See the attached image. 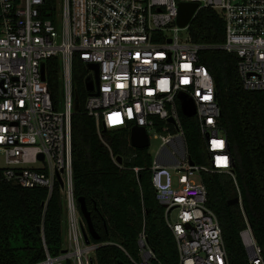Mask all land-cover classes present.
Returning a JSON list of instances; mask_svg holds the SVG:
<instances>
[{"label":"built area","instance_id":"built-area-1","mask_svg":"<svg viewBox=\"0 0 264 264\" xmlns=\"http://www.w3.org/2000/svg\"><path fill=\"white\" fill-rule=\"evenodd\" d=\"M198 4L225 23L220 45L194 43L179 27V4ZM193 18V20H194ZM187 32V36L183 35ZM236 54L247 91L264 93V0H0V180L23 188H59L68 212L67 246L35 264H91L105 243H86L75 197L72 143L73 61L99 65V86L85 112L103 132L144 127L162 144L150 170L158 201L179 251V264H230L217 214L208 207L202 172L235 179L215 79L202 63L205 51ZM60 57L62 101L56 109L42 66ZM46 72V71H45ZM88 75V76H89ZM46 76V73H45ZM98 93V94H97ZM195 104L210 166L191 165L180 96ZM114 158L116 164L120 165ZM1 161L3 164H1ZM141 168H135L138 173ZM238 204L247 220L238 189ZM250 264H264L251 225L241 233ZM139 259L163 264L143 231ZM97 264V262H96Z\"/></svg>","mask_w":264,"mask_h":264},{"label":"trees","instance_id":"trees-1","mask_svg":"<svg viewBox=\"0 0 264 264\" xmlns=\"http://www.w3.org/2000/svg\"><path fill=\"white\" fill-rule=\"evenodd\" d=\"M194 43L220 45L226 40L225 23L212 9H202L189 26ZM202 63L212 73L222 110L220 125L226 131L235 179L227 173L202 172L208 190V207L218 216L230 264H250L241 233L247 220L262 249L264 259V93L244 89L238 73V57L225 51H205ZM86 64L76 54L73 61L74 93L81 110L72 116L75 197L86 199L96 231L105 243L96 252L97 264H132L139 259L138 239L144 231L148 244L163 264H179L172 230L165 220V207L152 183L149 149H135L129 130L103 132L85 112L89 92ZM46 80L56 109L62 101L60 57L46 61ZM191 160L210 166L209 153L195 117L181 112ZM122 157L118 165L114 158ZM135 168H141L136 173ZM2 169L0 168V177ZM243 198L245 216L239 204ZM63 198L58 187L52 197L44 188L28 189L0 180V264H35L46 251L56 257L64 250ZM66 264H72L68 261Z\"/></svg>","mask_w":264,"mask_h":264},{"label":"water","instance_id":"water-1","mask_svg":"<svg viewBox=\"0 0 264 264\" xmlns=\"http://www.w3.org/2000/svg\"><path fill=\"white\" fill-rule=\"evenodd\" d=\"M198 4L193 2H184L179 4V16L177 19V24L181 28L188 27L194 18V15L197 11ZM89 69L94 71V75L91 74L85 79V86L86 89L90 92V95H94V91L96 88H98L100 80H99V65L90 63L88 65ZM46 66L43 64L42 66V76L43 80L46 79L45 72ZM98 94V93H97ZM181 100V108L182 113L184 116L192 118L194 117L196 113L195 104L192 99H188L186 95L180 96ZM74 109L75 111H80V100L78 93H75V100H74ZM130 144L135 149H147L150 146V138L148 135L147 130L144 127L134 126L130 133ZM117 162L119 164L123 163V158L118 157ZM191 165H194V162L191 161ZM239 201L238 197L233 198L230 200L229 204H237ZM78 204L80 208V213L83 217L84 223L82 224V231L84 238L86 240L87 244H90L92 240H100L101 236L96 231L91 212L89 211L86 199L84 197H81L78 199ZM91 264H96L93 256H91ZM120 264H126L124 262H121Z\"/></svg>","mask_w":264,"mask_h":264},{"label":"rangeland","instance_id":"rangeland-1","mask_svg":"<svg viewBox=\"0 0 264 264\" xmlns=\"http://www.w3.org/2000/svg\"><path fill=\"white\" fill-rule=\"evenodd\" d=\"M184 36H187V32H183ZM162 144L161 137L158 133H151L150 134V146H149V153L150 155L155 158L160 150ZM1 164L3 162L1 161ZM63 240H64V248L67 246V234H68V212L66 203L63 202Z\"/></svg>","mask_w":264,"mask_h":264},{"label":"bare ground","instance_id":"bare-ground-1","mask_svg":"<svg viewBox=\"0 0 264 264\" xmlns=\"http://www.w3.org/2000/svg\"><path fill=\"white\" fill-rule=\"evenodd\" d=\"M190 26V25H189ZM88 77V76H87ZM88 91V90H87ZM74 95H75V93H74ZM181 112H182V108H181ZM195 164V163H194Z\"/></svg>","mask_w":264,"mask_h":264}]
</instances>
